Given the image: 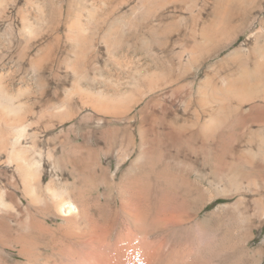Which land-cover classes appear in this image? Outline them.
Returning <instances> with one entry per match:
<instances>
[{"label":"bare ground","instance_id":"6f19581e","mask_svg":"<svg viewBox=\"0 0 264 264\" xmlns=\"http://www.w3.org/2000/svg\"><path fill=\"white\" fill-rule=\"evenodd\" d=\"M256 2L0 0V33L6 25L14 32L9 46L0 44V261L13 264L16 258L25 259L31 251L27 245L49 240L56 242L53 264H231L232 251L227 246L174 242L143 254L144 250L120 240L119 231H107L108 241L101 242L98 231L75 237L53 228L50 210L60 194L52 187L73 173L60 167L54 156L56 146L63 148V154L70 146L67 157L86 148L74 145L69 131L54 134L50 129L69 119L57 113L66 106L90 109L95 115L87 119L97 125L103 115L126 108L120 84L110 77L98 79L97 71L108 67L105 54L112 55L118 65L115 55L120 52L148 59L146 69L155 70L143 78L147 91L140 101L144 104L140 134L149 162L167 169L174 168V162L185 163L189 167L181 175L189 180L198 167L215 179L239 172L244 181L231 196L247 213L259 212L264 200L260 139L264 133V21H258L259 29L225 59L227 65L211 63L223 48L208 45L244 30ZM249 5H253L250 10ZM125 6L141 15L137 21L127 20L122 28L119 20L128 13L121 12ZM178 47L176 62L152 58L155 52L171 57ZM163 67H167L161 76L165 79L152 81ZM191 67L198 71L190 83L186 76ZM219 73L223 82L217 81ZM32 74L35 83L29 81ZM86 74L95 81L85 89L81 82ZM167 84L169 90L164 89ZM182 101L194 107L176 110ZM245 106H253L254 112ZM211 123L218 127L211 128ZM45 149L51 153L45 154ZM43 152L53 169L50 181L43 169ZM205 181L193 180L191 185L202 193ZM58 206L66 218L78 213V206L71 202Z\"/></svg>","mask_w":264,"mask_h":264},{"label":"rangeland","instance_id":"374dc122","mask_svg":"<svg viewBox=\"0 0 264 264\" xmlns=\"http://www.w3.org/2000/svg\"><path fill=\"white\" fill-rule=\"evenodd\" d=\"M135 1L133 0V4ZM255 1L256 11L254 16L248 19V26L244 30L229 37L223 36L219 41L208 44L210 48L219 45L223 48L222 52L213 58L212 64L227 65L225 59L233 55V52L247 40L249 34L259 29L258 21H264V0ZM252 6H248L249 10ZM128 8L125 6L121 9V12L128 11L126 16L119 20L122 28H126L130 20L137 21L141 15L137 14L138 10L131 13ZM10 26L6 25L1 31L0 44L10 45L9 37L14 33ZM4 30L7 33H4ZM262 33L264 34L263 31ZM1 46L0 54L3 52ZM179 49L180 47L173 49L176 55L173 53L171 57L155 52L152 58L176 62V52ZM120 53L115 55L120 60V65L113 62L112 55L105 54L103 61L108 67L104 71L98 70L97 76L99 80L110 77L116 84H120L126 108L119 110L120 113L116 112L117 115L116 113L103 115L101 124L97 125L93 120L87 119V115H95L90 109L77 111L78 108L75 106H66L57 113L65 114L69 119H66L64 125H56L50 129L54 134L69 131L72 143L86 148L82 154L68 158L67 154H71V147L69 146L63 154V148L60 145L56 146L54 156L58 158L60 167L73 173L64 180H57L59 183L55 182L52 187L51 191L55 188L60 197L57 201L53 200L56 203H53L50 210L53 219L51 226L60 230V233L67 231L75 237L98 231L97 240L101 242L108 241L107 231H119L120 240L123 239L124 243L133 244V247L144 250L143 254L151 248H165L174 242H182L199 246H227L232 251L231 264H264V200L263 207L254 214L251 211L247 213L243 205L236 202L237 197H232L231 193L244 181L239 172L223 174L215 179L208 170L198 167L197 172L189 180L181 175V170L189 167L185 163L177 161L174 162V168L167 169L161 164L152 165L149 162V157L146 156L147 145L144 146L140 134L142 122L140 111L144 107L140 101L147 91L143 78L148 73H154L155 68L146 69L145 62L148 59L126 57ZM10 67H13L11 63ZM158 70L160 71L152 81L165 79L161 76L167 73V67ZM190 70L186 77H189L188 82H193L196 80L198 70L196 67H191ZM33 75L30 76V83H35ZM84 75L81 84L86 89L94 84L95 80L93 75L86 74L90 80ZM222 76L223 74L219 73L216 77L218 82H223ZM99 80L96 85L99 84ZM164 89H170L168 84ZM259 103L263 104L262 101ZM178 104L176 110L182 112L185 107L189 109L194 107L193 103L188 104L185 101ZM245 107L254 112L253 106ZM213 124L211 123V128L217 125ZM260 139L263 144L261 152L264 153V133ZM42 151L45 154L51 153L48 149ZM254 151L257 152V148ZM44 152L43 169L49 173L50 181L53 169L51 170ZM159 157L160 155L156 154L154 159L158 160ZM201 178H205L206 181L203 192L199 193L191 184L193 180ZM64 202L78 206L77 215L67 218L61 215L58 204ZM72 241L74 243L78 240ZM54 243L56 242L47 240L34 244L35 246L27 245L26 250H31V253L27 252L30 257L27 254L25 259L16 258L13 264H53L52 254L56 247ZM0 264L9 263L2 260Z\"/></svg>","mask_w":264,"mask_h":264}]
</instances>
